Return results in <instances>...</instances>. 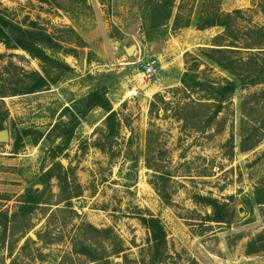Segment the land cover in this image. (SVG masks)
<instances>
[{
    "label": "rangeland",
    "instance_id": "rangeland-1",
    "mask_svg": "<svg viewBox=\"0 0 264 264\" xmlns=\"http://www.w3.org/2000/svg\"><path fill=\"white\" fill-rule=\"evenodd\" d=\"M206 2L191 0L192 24L174 30V18L154 27L161 20L147 0H0L11 20L36 23L57 44L43 46L55 63L0 43L1 91L23 89L32 71L50 81L0 97L10 134L0 142V264H151L140 220L151 214L165 228L170 264H264V243L251 244L264 232V134L254 130L264 124V99L252 96L264 84L240 86L212 118L213 100L183 83L235 80L206 51L224 28L195 26ZM259 2L219 1L221 13L241 11L232 34L242 43L245 30L264 25ZM152 56L161 69L145 75ZM96 91L117 113L113 138L108 111L89 103ZM245 137L253 149H242ZM56 163L64 170L46 178ZM28 192L42 194L32 212L21 208ZM196 195L226 204L229 221H209L214 209Z\"/></svg>",
    "mask_w": 264,
    "mask_h": 264
},
{
    "label": "trees",
    "instance_id": "trees-1",
    "mask_svg": "<svg viewBox=\"0 0 264 264\" xmlns=\"http://www.w3.org/2000/svg\"><path fill=\"white\" fill-rule=\"evenodd\" d=\"M191 1V0H190ZM189 1V2H190ZM220 0H207L206 4L201 10V14L195 24L196 28L202 30L214 26H221L224 28L222 35H218L211 48H208L207 55L218 66L228 71L235 77V80L225 79L223 83L200 81L194 76H190L188 79L184 78L183 83L189 88H200L205 91V97L208 100H213V106L215 110L212 114V118H215L223 110L227 101L231 98L236 90L241 87L256 86L264 84V25L255 27L249 30H245V42H241L240 38L232 34V20L233 14H240V10H235L233 13H221L219 8ZM148 5L151 7L152 20L157 21L160 19L161 23L154 22V27L158 25H164L173 20V29L188 27L192 24L190 12L187 16L184 14L186 8H188V0H147ZM259 5L264 14V0H260ZM0 43H2L9 50L22 49L29 53L32 57L41 61L56 62V60L48 56L43 49V46L52 47L57 45L52 36L47 31L33 23L30 28L24 27L19 23L11 20L6 14L5 9L0 8ZM242 49H246L243 53ZM28 82L26 86L19 90L14 91L12 94H7L6 91L0 90V97L18 95V94H33L44 90L49 86V79L42 75L39 71H32L26 73ZM261 95L264 99V89L260 93H254L252 96ZM159 98L155 96V99ZM91 106H100L108 111L106 118V124L108 129L109 138H113L118 128V119L116 111L112 110L105 93L98 91L94 92L89 98ZM195 104L192 102L190 105ZM187 105V104H186ZM189 105V104H188ZM155 108L156 102H151L150 105ZM154 111V109L152 110ZM117 127V128H116ZM5 127L0 124V130ZM257 131H263L264 124L260 127L254 128ZM247 137L242 140V149L248 151L253 149L256 142L247 145ZM20 141L16 142V150L18 149ZM98 147L104 148V146L98 144ZM149 162V159H148ZM148 167L157 172L160 170L154 169L149 163ZM57 169L64 170L60 163L54 164L46 173V178H51L56 175ZM162 178L164 174L159 175ZM61 179V176H59ZM157 189V188H156ZM38 191V189H37ZM159 191V190H158ZM42 194L36 195L35 192H28L24 195V204L21 206L22 210L26 209L28 212H32L35 205L39 204ZM162 195V193H161ZM81 196L79 192L75 196H67L64 200L72 199L73 197ZM195 201L204 203L205 205L212 206L214 214L208 216L209 221L218 223H227L229 220L226 218L228 209L226 204H221L219 200L212 197L196 195ZM167 203L170 200H166ZM264 199L258 197V203L262 204ZM8 220V215L3 214ZM230 216V215H229ZM140 220L145 225L151 235V241L153 243V260L151 264H170L167 260L169 254L167 253V238L165 228L158 217L151 214L150 216H140ZM264 243V232L260 233L251 244ZM264 247V245H262ZM261 246V247H262ZM83 251H87V248H83ZM194 262V261H193ZM195 264H197L195 262Z\"/></svg>",
    "mask_w": 264,
    "mask_h": 264
},
{
    "label": "built area",
    "instance_id": "built-area-1",
    "mask_svg": "<svg viewBox=\"0 0 264 264\" xmlns=\"http://www.w3.org/2000/svg\"><path fill=\"white\" fill-rule=\"evenodd\" d=\"M161 69V64H160V59L156 56H152L146 60H144V64H143V72L145 75H155L159 72V70ZM135 95H137V92L132 89L129 91L128 96L129 97H134Z\"/></svg>",
    "mask_w": 264,
    "mask_h": 264
},
{
    "label": "water",
    "instance_id": "water-1",
    "mask_svg": "<svg viewBox=\"0 0 264 264\" xmlns=\"http://www.w3.org/2000/svg\"><path fill=\"white\" fill-rule=\"evenodd\" d=\"M135 47H131L128 51L132 52ZM10 139L9 131L6 129L0 130V142H7Z\"/></svg>",
    "mask_w": 264,
    "mask_h": 264
},
{
    "label": "crops",
    "instance_id": "crops-1",
    "mask_svg": "<svg viewBox=\"0 0 264 264\" xmlns=\"http://www.w3.org/2000/svg\"><path fill=\"white\" fill-rule=\"evenodd\" d=\"M161 62V61H160Z\"/></svg>",
    "mask_w": 264,
    "mask_h": 264
}]
</instances>
